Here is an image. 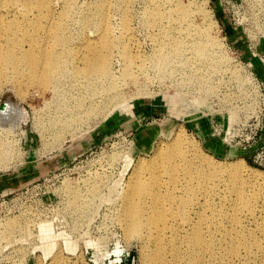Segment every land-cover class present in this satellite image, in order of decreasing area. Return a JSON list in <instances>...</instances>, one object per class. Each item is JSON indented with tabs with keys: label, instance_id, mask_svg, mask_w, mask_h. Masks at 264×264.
Segmentation results:
<instances>
[{
	"label": "rangeland",
	"instance_id": "rangeland-1",
	"mask_svg": "<svg viewBox=\"0 0 264 264\" xmlns=\"http://www.w3.org/2000/svg\"><path fill=\"white\" fill-rule=\"evenodd\" d=\"M45 1L39 7L26 0H0L2 42L14 40L40 52L43 46H54L51 38L60 23L73 46L71 55H79L86 52L89 38L104 49L100 39L106 35L112 39L108 51L119 82L113 93H120L115 100L87 94V100H98L101 111L64 129V120L85 105L80 103L85 88L72 71L54 89L35 84L36 74L24 61L0 63V113L14 102L27 114L3 123L4 127L0 122V184L8 185L0 194L26 184H44V203L52 210L42 222L51 221L49 230L59 235L54 234L57 244L46 254L41 228L33 226L34 221L22 215L7 225L8 219L0 218V264H132L133 260L151 264L156 242L147 228L128 230L126 195L138 176L154 184L150 171L139 173L136 164L142 158L150 163L161 147L174 144L179 136L184 139V147L177 150L182 155L175 161L179 171L160 169L161 192L175 191L179 196L184 190L195 192L192 203L199 204L188 217L194 223L203 219L213 242L206 251L208 264H264V174L252 171L253 167L264 173L255 162L259 152L264 162V115L258 117L264 108V0H179L195 8L192 19L183 22L174 18L173 4L178 0ZM10 7H18L17 12L13 14ZM157 9L164 16L154 19ZM205 20L215 23L211 34L222 43L218 53L223 51L226 61L210 65L212 61L194 53L200 35L186 31L188 25L203 29ZM174 41L183 48L161 69L156 58ZM126 47L133 56L130 77L122 74ZM257 127H262L260 137L245 143V136ZM187 162L211 178L205 184H183ZM233 174L240 178L244 199L229 183ZM65 184L74 185L73 193L64 189ZM175 207L176 213H167V218L178 223V242L186 255L183 240L190 223L181 215V204ZM71 241L74 244L65 245ZM167 258L171 259L170 253Z\"/></svg>",
	"mask_w": 264,
	"mask_h": 264
},
{
	"label": "bare ground",
	"instance_id": "bare-ground-1",
	"mask_svg": "<svg viewBox=\"0 0 264 264\" xmlns=\"http://www.w3.org/2000/svg\"><path fill=\"white\" fill-rule=\"evenodd\" d=\"M26 1H27V5H29V6L41 7L42 5L47 4V2L45 0H26ZM177 2L178 3L173 2L174 3L173 5L176 6L174 8V10L177 9L176 12L174 13L177 15L176 17H174L175 20H179V21L183 22V19L184 20L190 19L192 16V12H194V9H195L194 8L192 10V8H193L191 6L192 4L191 5L190 4H184L182 2H179V0ZM171 6H172V4H171ZM15 7L9 8V11H11L13 14H15V12H17V10H18V7L17 8H15ZM170 8L173 9L172 7H170ZM159 9L155 10V12L152 13L151 17H153L154 19L155 18H161L163 14L160 13L161 11ZM205 13H207V12H205ZM174 14L171 13V15H174ZM204 17H206V15ZM24 18L28 19L26 16ZM176 18H178V19H176ZM150 19H152V18H150ZM154 19H152L153 23H154ZM155 21H157V20H155ZM178 23H180V22H178ZM188 23L191 24L190 22H188ZM188 23H187V25H188ZM175 24H176V22H175ZM213 24H215V23L212 20H205L203 29L202 28L197 29V27L194 28L193 25L192 26L188 25V28L186 31V33L188 35H190L191 33L193 34L194 30L198 31V34L200 35V37H199L200 40L198 42H195L194 45L192 44L193 48L195 50L194 53L200 57H204L206 60H209V62L212 61V62H210V65L215 60H216V62H218L219 60L222 61V59L224 58L223 60L226 61L225 58H227L225 54L223 55V51H221L222 54L218 53L219 50H222L223 45L220 42V40L215 37V35L211 34V29H213L211 26ZM2 27L3 26L0 25V31H1ZM167 35L170 36V38H174V36H172L169 33H167ZM51 39L54 42V46H52L51 48L47 47V46H43L42 47L43 50L40 52H37V51H34L33 49H31V46H30V48L23 47V46L19 45L17 41H14V40L9 41L8 44H5L2 42V38L0 35V63L3 62V64L5 66L12 65V63L17 64V63H20L22 61H24V63H28L31 72H34L36 74L35 75L36 78L34 80L35 84L44 86L45 88H51L52 87L55 89L57 87L59 81L64 76V74L68 71H72L73 76H75V78H76L75 79L76 82H79L80 84H82L84 86L83 88H85V90H84L85 92L83 91L85 93L83 95L84 99L80 101V103L83 102V103H85V105L82 103L84 105L82 110H84V111H82L81 109H79L76 112L73 111V113L70 114L71 116L67 117V119L64 120V123L62 125H64V129H65L72 122H75L77 120L78 121L81 120L86 114H90L91 112H94L95 110L101 111V110L97 109L98 107L100 109V104L98 103V105H97L98 100H93V101H90L91 99L87 100V94H88V97L92 96L93 99L94 98L99 99L98 97H100V98L102 97L105 99L110 97V98H112V100L114 98L118 99L116 97L118 96V94L120 92L117 91L116 92L117 94L113 93V92L116 90V87H118L117 85L119 82H118V78H117L116 74L113 71L114 69L112 68L113 65H112L111 57L109 55L110 53L108 51L112 47V39L109 38L108 36L105 35V36L101 37V39H100L101 45L103 47H105L104 49L98 47V45H96L93 42L92 38L87 39V42H85V44H84L86 52L84 54H79V55L76 52H73V54L71 55V53L73 51V46H71L68 43L67 38H65V36L63 35L62 26L60 23H58L56 25L53 37ZM175 41H174V45L172 44V47L171 46L168 47V48H170V50L167 51L166 50L167 48H163L161 50L162 53L164 52L162 54V56H159L158 58H156V59H159L158 62H159V66L161 67V69L164 67H167L172 62L171 59H172V57H174L173 55H178L179 54L178 51H181V49L183 48V47L180 48V45H182V44L179 45L177 43L178 44L177 45V44H175ZM160 43H159V45H160ZM183 44H185V43H183ZM161 47H163V46H161ZM158 49H160V47H158ZM122 54H123L124 59H125V61H124L125 62V65H124L125 68H123L124 73H122V74L124 77H130L133 74V70L131 68V66L133 64V62H132L133 56H132L131 52H129L127 47L124 49ZM159 55H161V54H159ZM81 60L83 61V65L79 64L81 62ZM155 63H157V60L155 61ZM40 75H42V76L40 77ZM125 79H127V78H125ZM105 81H107V83ZM121 95H123V94H121ZM107 100H109V99H107ZM110 101H111V99H110ZM119 101H117V102H119ZM106 102H105V104H107ZM111 103H113V101H111ZM8 105H9V109L5 113H0V122L2 124L5 122L7 123L10 120H16V119L20 118L21 115L27 117L25 110H23L21 107L19 108L14 102H10ZM109 105L112 106L111 104H109ZM108 106H106L104 111L110 107V106L109 107ZM155 106L156 105H154V107ZM115 107H116V105H115ZM3 109H1V110H3ZM116 109H118V108H116ZM106 114H107V112H106ZM108 114H107V116H108ZM103 117H104V114H103ZM78 121L76 123H78ZM81 121H79V122H81ZM54 122L57 123V120ZM13 123L14 122H12V124ZM56 123H54V124H56ZM5 124H3V127ZM80 124H82V123H80ZM80 124H79V127H80ZM6 125H8V124H6ZM55 126H57V125H55ZM9 127H5V128L9 129ZM76 128H78V127H76ZM11 129H12V127H11ZM62 130H63V128H62ZM58 134H59V132H58ZM183 141H184V139L181 138L180 136L176 137L174 140V144L168 145L167 147H161L159 149V151L156 153L155 157L152 158L150 163H146L145 159L142 158L136 164V166H137L136 170H138L139 173H141L145 170L150 171L152 178H154V184L149 182L147 179L145 180L146 177L143 179L141 176L140 177L138 176V178L136 180H131V182H130L131 189L127 192V195H126L128 198V201L126 203L124 211L126 212L128 230L130 232H134V231H141L144 228H147L148 231L151 232V235L153 236V238L156 242L155 252L153 254H150L151 256L149 257V261H148V262H151V264H208L207 259H206V251L211 249V247L213 246L212 240L210 238H208L206 235V232H205V229L203 226V219H200L198 222L194 223V222H192L191 218L188 217L193 211L196 210V205L199 204V201H196V200H195V202L192 203V201L195 197V192L192 190H184L183 195H181V196H179L175 191H169L167 194H163L161 192V189L163 188L164 185H161V183H160L159 171L161 168H163L165 171L169 172L170 174H176L179 171V168H178L179 166L175 163V161H176V158L178 156L182 155L177 150H180L181 148L184 147ZM7 147H8V145H7ZM10 149H11V147L9 148V150ZM9 150H7L8 153H9ZM7 151H5V152H7ZM3 152H4V150H3ZM226 152H228V150H226ZM240 161H243V158L236 160L235 164L237 166H240ZM2 162L4 163V161H2ZM252 171L254 173L264 174L258 168L252 167ZM210 178H211V176H209L205 172L204 169H198L195 171L193 169V166L191 163H189V162L186 163L185 169L183 172V180H184L183 184H205V182ZM239 179L240 178L238 175L233 174L229 180V183L234 185V189L236 190L239 198L244 199V194L238 186V184H242L239 181ZM67 185H69V187H67ZM73 188H74V185H71V184H65L64 185V189H67V190L71 191L72 193H73ZM72 193H70V194L72 195ZM72 198H73V195H72ZM177 203L181 204V207H182L181 215H183L184 219L190 223V228L187 230V232L184 236V240H183L184 244L186 245V255L182 254L181 245L178 242L179 233L176 230L178 223L174 220L168 221V218H167V213H169L171 215L176 213L175 205ZM73 204H74V202H73ZM246 205H248L247 202H246ZM13 218L14 217L8 219L6 221V224L9 222V224L11 225L13 222ZM9 220L12 222H10ZM47 223H51V221L50 222H41L39 224L41 231H42L41 233L39 232V234L41 236V239L42 240L44 239V243L42 240L41 241H42L43 246H45L47 248V250L45 249L46 251H44V252H46V254H48L51 250H54L53 248H55V246H53V245L57 244V243H55L56 242L55 240L57 239L56 236L59 238V235H57L56 233H54V234H56V236H54V234L50 231L51 230L50 224L47 225ZM15 227H16V225H15ZM7 229H8V226H7ZM17 229H18V227H17ZM6 231L10 232V230H6ZM65 238H64V240H65ZM66 241H65V243H67ZM71 242H68V244H65V245L69 246V244H74L73 242L72 243ZM49 243H51V246H49L50 245ZM242 243H244L247 247L250 246L249 242L242 241ZM47 244H49V245H47ZM236 245H237V243L232 244L231 252H233V249L236 247ZM68 246H66V247H68ZM68 249H70V247H68ZM51 253H52V251H51ZM167 253L171 254V259L167 258ZM213 257H214V255H213ZM168 260H170V261H168Z\"/></svg>",
	"mask_w": 264,
	"mask_h": 264
},
{
	"label": "built area",
	"instance_id": "built-area-1",
	"mask_svg": "<svg viewBox=\"0 0 264 264\" xmlns=\"http://www.w3.org/2000/svg\"><path fill=\"white\" fill-rule=\"evenodd\" d=\"M263 115L264 108L263 112H261V115L258 117L262 119ZM260 129H262V127H257L254 131H252L251 134L245 136L243 141L245 143H251L255 139L259 138ZM257 154L258 155L255 159V162L258 166L264 168L262 153L259 152ZM43 185L44 184H26L22 188L10 191L9 193L5 191V193L0 194V206L4 208L0 209V214H2L0 218L6 220L12 217L16 218L23 215L24 217H27L35 222L33 226H39L43 220L48 218L46 216L48 215V211L52 210L50 206H45L46 201L44 199V192L42 191ZM132 264H134V260L132 261Z\"/></svg>",
	"mask_w": 264,
	"mask_h": 264
},
{
	"label": "crops",
	"instance_id": "crops-1",
	"mask_svg": "<svg viewBox=\"0 0 264 264\" xmlns=\"http://www.w3.org/2000/svg\"><path fill=\"white\" fill-rule=\"evenodd\" d=\"M3 185H4V184H0V189H2V188H3V189H4V188H5V189H8V185H5V186H3ZM9 187H10V186H9ZM11 187H12V186H11ZM11 187H10V188H11ZM5 191H6V190H5Z\"/></svg>",
	"mask_w": 264,
	"mask_h": 264
}]
</instances>
